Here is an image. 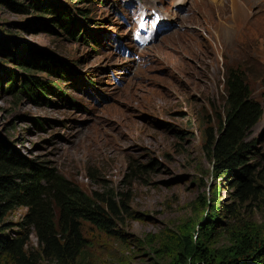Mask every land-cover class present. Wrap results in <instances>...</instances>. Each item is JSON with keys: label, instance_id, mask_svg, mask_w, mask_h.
Returning <instances> with one entry per match:
<instances>
[{"label": "rangeland", "instance_id": "1", "mask_svg": "<svg viewBox=\"0 0 264 264\" xmlns=\"http://www.w3.org/2000/svg\"><path fill=\"white\" fill-rule=\"evenodd\" d=\"M20 1L24 8L17 6ZM56 1L68 7L78 24L89 22V40L92 31H100L111 43H122V37L130 41L131 35L154 29L155 15L166 16L161 23L171 25L132 57L121 48L96 51L82 38H72L55 14L46 8L41 12L32 0H0V83L6 86L12 70L24 73L23 64L47 78L49 73L36 72L30 64L31 59L46 61L45 55L68 61L74 78L84 81V69L103 80L95 89L86 78L84 84L67 86L62 96L48 95L49 101L0 86L5 151L34 169L53 171L89 195L103 187L118 195L129 208L119 224L127 237L145 239L163 230L195 233L211 212L217 218L210 230L216 260L235 249L247 231L264 239V0ZM80 12L90 18L83 20ZM123 16L130 22L123 23ZM78 29L88 28L81 24ZM15 44L27 55L17 54ZM234 70L246 78L262 110L247 137L254 144L246 169L258 189L246 200L235 187L236 171L228 169L223 180L216 177L206 150L223 115L225 77ZM134 164L142 170L135 171ZM28 212L27 205H18L4 220L17 224ZM85 231L104 246L98 264H148L155 257L147 245L121 247L91 225ZM30 239L37 246L36 237Z\"/></svg>", "mask_w": 264, "mask_h": 264}, {"label": "trees", "instance_id": "2", "mask_svg": "<svg viewBox=\"0 0 264 264\" xmlns=\"http://www.w3.org/2000/svg\"><path fill=\"white\" fill-rule=\"evenodd\" d=\"M32 1V5L41 12L44 13L46 8L55 14L57 23L72 38L82 35L74 30L79 24L62 2ZM50 2L53 3L51 8L43 5ZM22 3L20 1L17 6L24 8ZM80 13L86 17L84 12ZM81 28L77 27L78 30ZM15 47L21 57L27 55L19 51L22 47L20 44H15ZM28 53L30 58L33 57L30 51ZM45 57L48 58L46 61L31 59L30 64L37 66L36 72L49 73L47 78L41 77L43 74L37 77L31 73L34 67L23 64L20 69L24 73L12 70L9 75L12 79L6 86L2 83L0 86L12 93L25 91L37 101H49L47 96L56 93L63 95L60 86L50 79L56 80L54 76L68 84H75L80 76L74 78L68 61L48 55ZM35 77L39 79H33ZM224 86V116L218 118L216 133L212 135L206 150L214 163L216 177L223 180L228 169L236 171L235 187L241 191V199L246 200L258 189L246 169L247 157L254 144L248 142L247 137L262 117V110L260 102L249 91V83L238 70L226 75ZM5 149L0 143V264H98L104 246L86 234L87 225L121 247L127 243L137 248L147 245L155 255L148 264H239L248 257L254 258L258 264H264V239H255L250 231L239 236L240 243L235 249H229L230 252L223 259L211 257L210 230L217 222L216 214L211 212L206 214L195 233L163 230L149 233L145 239L127 237L119 224L129 208L124 201H118V195H113L106 187L100 188L99 193L89 195L51 170L43 167L34 169L32 163L17 161L16 155ZM16 165L21 166L22 170L18 171ZM142 168L140 164L133 166L135 171ZM122 196L127 194L123 193ZM18 205L28 206L26 219L17 224L6 222L5 216ZM31 235L36 237L37 246L32 244Z\"/></svg>", "mask_w": 264, "mask_h": 264}, {"label": "bare ground", "instance_id": "3", "mask_svg": "<svg viewBox=\"0 0 264 264\" xmlns=\"http://www.w3.org/2000/svg\"><path fill=\"white\" fill-rule=\"evenodd\" d=\"M181 3H185V0H182V1H181ZM233 5H234V7H236V6H237V4H236V2H235V1L233 2ZM235 9H236V8H235ZM235 9H234V10H235ZM73 17H74V16H73ZM78 23H79V22H78ZM74 27H75V26H74ZM79 29H80V28H79ZM227 34H228V33H227ZM78 126H79V125H78ZM77 129H78V128H77ZM77 129H75V130H77ZM74 140H75V139H74ZM82 143H83L85 146H87V147H88V150H91V149H92V147H91V144H90V143H88V142H86V141H83ZM97 144H98L99 146H101V144H102V143H99V142H98Z\"/></svg>", "mask_w": 264, "mask_h": 264}, {"label": "water", "instance_id": "4", "mask_svg": "<svg viewBox=\"0 0 264 264\" xmlns=\"http://www.w3.org/2000/svg\"><path fill=\"white\" fill-rule=\"evenodd\" d=\"M245 262H248V263H252V264H258L254 261V258H251V257H248V258H245L244 260H242L239 264L241 263H245Z\"/></svg>", "mask_w": 264, "mask_h": 264}]
</instances>
